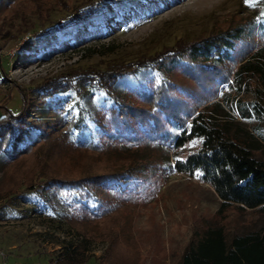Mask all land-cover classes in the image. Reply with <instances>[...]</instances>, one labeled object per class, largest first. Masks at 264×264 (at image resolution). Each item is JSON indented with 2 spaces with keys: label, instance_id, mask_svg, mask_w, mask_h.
Returning a JSON list of instances; mask_svg holds the SVG:
<instances>
[{
  "label": "rangeland",
  "instance_id": "rangeland-1",
  "mask_svg": "<svg viewBox=\"0 0 264 264\" xmlns=\"http://www.w3.org/2000/svg\"><path fill=\"white\" fill-rule=\"evenodd\" d=\"M84 1L0 0V104L16 113L21 102L18 91L24 90L29 99L24 106L26 121L38 119L46 133L66 125L71 112L64 109L74 100L71 92L46 102L37 98L33 89L45 78L73 70H104L152 55L178 39L195 40L231 27L264 11V0H111L89 19L52 29ZM257 86L252 78L247 79L237 93L228 81L212 101L227 98L233 106L242 98L255 100L264 108V91L256 92ZM207 103L199 109L206 110ZM262 112L243 120L222 105L216 115L264 162V109ZM19 136L18 143L32 141L38 131L28 127ZM51 140L53 146L42 143L32 155L7 165L0 154V264H55V259L56 264H69L61 256L63 246L76 244L81 235L56 218L37 195L26 191L30 184L52 176L68 179L98 173L114 164L132 166L140 159L162 163L167 153L171 163L173 155L168 145L154 141L144 142L140 151L108 150V155H98L54 145L55 135ZM162 175L151 172L150 189L138 203L123 206L105 224L90 223L80 229L92 232L95 238L79 264H177L195 228L221 225L228 240L233 234L261 227L264 211L234 205L218 211L219 199L207 184L172 169Z\"/></svg>",
  "mask_w": 264,
  "mask_h": 264
},
{
  "label": "trees",
  "instance_id": "trees-1",
  "mask_svg": "<svg viewBox=\"0 0 264 264\" xmlns=\"http://www.w3.org/2000/svg\"><path fill=\"white\" fill-rule=\"evenodd\" d=\"M105 1L111 0L81 2L52 29L91 18ZM251 78L258 84L256 92L264 91V11L104 70H73L47 77L33 92L44 102L71 92L74 101L64 109L71 112L70 119L62 129L46 133L38 119L26 121L29 99L20 89L16 113L0 104L3 165L32 155L42 143L53 146V135L54 145L98 155H108V150L140 151L144 142L153 141L172 149L171 163L167 153L162 163L140 159L132 166L114 164L81 177H47L25 188L81 234L76 244L63 246L61 256L69 264L82 263L88 243L95 238L80 229L90 223L105 224L123 206L138 203L150 189L153 171L165 176L172 169L207 184L219 199L218 211L232 205L264 211V162L254 157L245 139L229 132L225 119L217 117L222 105L243 120L260 116L264 108L242 98L233 106L227 98L212 101L222 84L232 82L238 93ZM206 103V110H200ZM28 127L37 129V138L18 143L16 138ZM147 171L150 174L144 176ZM177 264H264V219L258 230L236 233L228 240L221 225L195 228Z\"/></svg>",
  "mask_w": 264,
  "mask_h": 264
}]
</instances>
